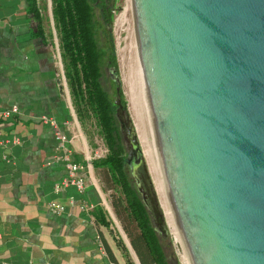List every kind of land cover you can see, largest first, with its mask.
<instances>
[{
    "label": "water",
    "instance_id": "water-1",
    "mask_svg": "<svg viewBox=\"0 0 264 264\" xmlns=\"http://www.w3.org/2000/svg\"><path fill=\"white\" fill-rule=\"evenodd\" d=\"M126 45L194 264H264V0H133Z\"/></svg>",
    "mask_w": 264,
    "mask_h": 264
},
{
    "label": "crops",
    "instance_id": "crops-1",
    "mask_svg": "<svg viewBox=\"0 0 264 264\" xmlns=\"http://www.w3.org/2000/svg\"><path fill=\"white\" fill-rule=\"evenodd\" d=\"M38 4L44 37L35 33L37 20L28 0H0V108H20L1 126L4 137L16 135L21 141L10 148L0 146V264H127L104 207L112 203L123 220L121 197L109 195L107 188H117L105 183L106 168L90 163L91 146L77 125L62 81L59 45L57 56L45 10L40 0ZM51 120L67 136L69 158L83 164L78 172L84 178L83 192L75 185L55 190L67 175L66 160L57 157L67 153ZM52 200L65 210L51 212L47 205ZM84 202L91 209H81ZM129 225L139 261L154 264L139 229Z\"/></svg>",
    "mask_w": 264,
    "mask_h": 264
},
{
    "label": "trees",
    "instance_id": "trees-1",
    "mask_svg": "<svg viewBox=\"0 0 264 264\" xmlns=\"http://www.w3.org/2000/svg\"><path fill=\"white\" fill-rule=\"evenodd\" d=\"M28 1L30 12L37 20L35 33L44 37L38 0ZM115 1L53 0V12L58 25L66 76L79 116L82 117L84 108L90 110L109 148L107 155L93 160V164L106 168L110 177L108 179L113 183L111 186L122 189L120 192L122 196L119 198L122 200L121 215L124 217L129 236L132 231L130 222L139 229L141 240L147 250L146 255L150 257L151 262L170 264L161 235L136 186L133 173L132 178H129L131 166L119 125V114L125 112L126 105L119 95L112 99L108 90L107 66L115 71L117 64L112 31ZM113 82L115 83L111 85L118 89L120 87L118 80L113 78ZM118 92L120 93V90ZM102 221L106 223L103 214Z\"/></svg>",
    "mask_w": 264,
    "mask_h": 264
},
{
    "label": "rangeland",
    "instance_id": "rangeland-1",
    "mask_svg": "<svg viewBox=\"0 0 264 264\" xmlns=\"http://www.w3.org/2000/svg\"><path fill=\"white\" fill-rule=\"evenodd\" d=\"M40 4L45 10V25L47 27V30L49 31L50 36L52 37L51 39L53 41V44L55 45L57 56L58 50L56 48V43H58L59 45V62L61 61V64L59 63V65L61 70V77L63 78L62 81L64 80V83L67 86V90H69L70 92L72 111L76 117L77 125H79V128L82 132V136L84 138L85 136L87 137V140L91 146L92 152L89 156L91 163V161L95 159L105 157L109 151V148L105 139L103 138V135L100 131V127L96 123L95 118L93 114H91L90 110L84 108V113L82 114V117H80L75 107L73 96L66 76L65 62L62 56L60 46L58 25L55 21L53 12V0H40ZM132 6V0L115 1V7L113 8L112 31L115 43L117 64L115 71H112L113 69L107 66V72H109L106 73L109 79L108 90L112 99H116L118 95L123 98V102L126 105V110L125 112H121V119L124 121L128 115L130 123L135 124L136 132L140 141V146L143 151L142 166L145 168L143 169L144 175H146L148 179L147 186H149L148 188L151 189L152 195L155 199V205L158 211L156 227L161 235V239L166 250L167 258L170 264H192L190 255L188 253L186 244L180 231L181 225L179 223L178 217L176 218L172 211L173 206L170 200L171 198L167 193L165 180L160 166H158V163L156 162L158 161L156 159L157 157H154V154H152L153 146L129 81L126 29L130 18ZM103 46H105V44ZM113 78L117 79L120 83V87L118 89H116L115 85L112 86L113 83H115L113 82ZM119 90L121 94L118 92ZM74 124H76V122H74ZM125 140V144H127L128 147V139L124 138V141ZM128 157L129 159H131L132 155L130 156L129 154ZM156 166L158 168H156ZM108 178L110 179L109 175L107 174V178H104L105 183L112 185L113 183L110 182ZM129 178H132V172L130 171V167ZM107 189L109 190V195L113 194L122 196L121 194H119L122 189H117L118 192L117 190L115 191L111 188ZM104 207L106 215L109 218L111 232L116 238V240H118L119 246L121 247L122 253L124 255L125 260L127 261V264H141L131 246L129 234L126 230L124 220H121L118 214H116L112 203L107 202L106 204H104Z\"/></svg>",
    "mask_w": 264,
    "mask_h": 264
},
{
    "label": "built area",
    "instance_id": "built-area-1",
    "mask_svg": "<svg viewBox=\"0 0 264 264\" xmlns=\"http://www.w3.org/2000/svg\"><path fill=\"white\" fill-rule=\"evenodd\" d=\"M20 113V108L18 105H13L9 108H0V146L5 148H10L14 145H18L21 143L20 138L14 135L12 138L4 137V131L1 126V122L3 120L9 119L11 116ZM51 124L57 129L56 130V137L59 140L60 147L67 153V155H59L58 159L66 160V168H67V175L63 178L62 181L57 182L55 184V190L60 192L66 186L75 185L80 192L85 190V182L84 178L79 175V170L83 168V164L77 161H72L69 158V150L65 146V142L67 141V136L64 134L59 128L55 120H51ZM6 158V155H5ZM48 209L53 213H61L65 210V205L57 200H52L48 202L47 205ZM81 209L88 210L91 209V205L87 202H84L80 205Z\"/></svg>",
    "mask_w": 264,
    "mask_h": 264
},
{
    "label": "flooded vegetation",
    "instance_id": "flooded-vegetation-1",
    "mask_svg": "<svg viewBox=\"0 0 264 264\" xmlns=\"http://www.w3.org/2000/svg\"><path fill=\"white\" fill-rule=\"evenodd\" d=\"M120 114H121V112H120ZM119 118H120V127H121V130H122V133H123V137L127 138L128 142H129V146L128 147H127V144H126L127 153H128V155L130 154V156H131L134 153L133 152L134 149H133V146L131 144V137L133 135V133H132V125L130 123L128 115H127V117H126V119L124 121L121 119V116ZM125 142H126V140H125ZM128 159H129V157H128ZM130 166H131V171L133 173V177H134V180H135L137 188H138L139 181L142 184L144 192L140 191L139 188H138V190L141 193V196H142L144 202H145V198L148 199L149 204H146V202H145V204H146L147 208L149 209L150 214L152 215L153 223H154V225L156 227V221L158 219V211H157V207L155 205V199H154V196L152 195L151 189H149L148 188L149 186H147L148 179H147L146 175H144V171H143L142 165L132 166L130 164ZM135 171H137V173H135ZM156 229H157V227H156Z\"/></svg>",
    "mask_w": 264,
    "mask_h": 264
},
{
    "label": "bare ground",
    "instance_id": "bare-ground-1",
    "mask_svg": "<svg viewBox=\"0 0 264 264\" xmlns=\"http://www.w3.org/2000/svg\"><path fill=\"white\" fill-rule=\"evenodd\" d=\"M132 1H133V0H132ZM152 154H154V157H156V154H155L153 148H152ZM152 154H151V155H152ZM156 159H157V158H156ZM156 162L158 163V161H156ZM155 165H156V164H155ZM158 166H159V163H158ZM156 168H158V167L156 166ZM160 169H161V168H160ZM162 180H163V179H162ZM165 184H166V182H165ZM166 189H167V193H168V195H169V197H170V194H169V191H168L167 185H166ZM170 198H171V197H170ZM170 200H171V199H170ZM171 202H172V200H171ZM172 206H173V203H172ZM172 211H173L175 217L177 218L176 213H175V210H174V206H173V208H172ZM171 214H172V213H171ZM180 227H181V226H180ZM180 231H181V234H182V236H183L184 242H185V244H186V247H187L188 253H189V255H190L191 262H192V264H194L193 259H192V256H191V253H190V250H189L188 245H187V243H186L185 236H184V234H183L182 228L180 229Z\"/></svg>",
    "mask_w": 264,
    "mask_h": 264
}]
</instances>
